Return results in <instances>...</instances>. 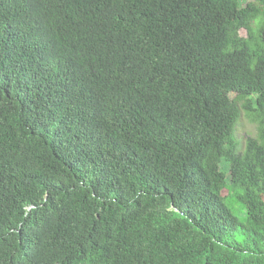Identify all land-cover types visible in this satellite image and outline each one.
I'll use <instances>...</instances> for the list:
<instances>
[{
  "label": "trees",
  "instance_id": "obj_1",
  "mask_svg": "<svg viewBox=\"0 0 264 264\" xmlns=\"http://www.w3.org/2000/svg\"><path fill=\"white\" fill-rule=\"evenodd\" d=\"M0 264H264V0H0Z\"/></svg>",
  "mask_w": 264,
  "mask_h": 264
},
{
  "label": "rangeland",
  "instance_id": "obj_2",
  "mask_svg": "<svg viewBox=\"0 0 264 264\" xmlns=\"http://www.w3.org/2000/svg\"><path fill=\"white\" fill-rule=\"evenodd\" d=\"M247 1L256 2L257 0H247ZM252 26L255 28L256 22H254ZM241 35H244L243 31L241 32ZM232 136L239 150L244 149L245 141L247 138L249 137L255 138L257 136V125L254 122L252 115L244 112L241 109V107L239 108V116L234 126ZM219 167L221 171L225 174V176L228 177L227 176L228 169L226 163L224 161H221ZM228 204L231 210L233 211V213L237 216V218L243 219L244 213H242V209L238 204V202L231 197L228 201Z\"/></svg>",
  "mask_w": 264,
  "mask_h": 264
}]
</instances>
